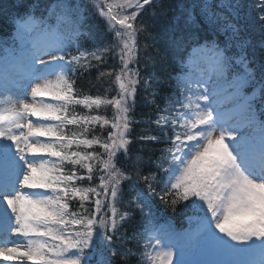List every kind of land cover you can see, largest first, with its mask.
<instances>
[{"label":"snow or ice","instance_id":"1","mask_svg":"<svg viewBox=\"0 0 264 264\" xmlns=\"http://www.w3.org/2000/svg\"><path fill=\"white\" fill-rule=\"evenodd\" d=\"M0 18L16 26L11 44L0 40L11 70L0 92L10 105L0 112V257L172 264L169 232L186 234L156 227L171 201L195 214L210 246L175 264H245L234 258L252 249L264 264V0H18ZM93 68L108 77L103 99L75 87ZM141 102L148 119L135 120ZM102 104L111 118L73 107ZM130 136L164 145L159 163L133 158Z\"/></svg>","mask_w":264,"mask_h":264},{"label":"trees","instance_id":"2","mask_svg":"<svg viewBox=\"0 0 264 264\" xmlns=\"http://www.w3.org/2000/svg\"><path fill=\"white\" fill-rule=\"evenodd\" d=\"M93 1V0H91ZM26 2V0H25ZM87 2V1H86ZM0 5H2L5 8V2L4 0H0ZM4 21L3 18H0V40H5L7 39V34L2 35V22ZM98 27V26H97ZM91 42L89 41V44ZM186 52V51H185ZM185 52L183 53V55L185 54ZM109 62H112L111 60H109ZM105 69L108 68L107 65L104 66ZM165 80H169L170 78L165 75L164 77ZM108 81V77H99V73L96 71L95 68L91 69L89 72H86L83 76H81L76 83V89L78 91V93H80L81 95H89L93 98H97L100 97L101 99L104 98L105 95V89H107L109 87V84L107 83ZM165 89L167 90V84H165ZM115 93H107L108 98H111ZM146 99H151L150 96H146ZM103 104L99 107V109H97L95 106L92 109H86L82 106L83 111L87 114V113H91V114H97V112H99L102 115H105L109 118H111V115H109L108 113L103 112L102 108H103ZM111 111V110H110ZM148 113H149V109L147 107L144 106L143 102H141V104L137 107L136 111H135V116L134 119L135 120H146L148 119ZM105 128H107V126H105ZM73 131L75 132H80V130L77 129H73ZM136 131H140V129L138 128H134L133 132ZM96 135H101V131L99 129V126H97ZM104 135H106V132L103 133ZM90 138V137H89ZM130 139L133 140V143L131 145H129V147L132 149L134 147H136L137 145L141 146L140 143H138L133 137H129ZM164 145H159L156 148H148L149 152L147 153V155H144V159L147 161L149 160V158L151 157V159L156 158L157 156L160 155V148H163ZM73 150H75V145H73ZM140 152L135 153L136 155H138Z\"/></svg>","mask_w":264,"mask_h":264},{"label":"rangeland","instance_id":"3","mask_svg":"<svg viewBox=\"0 0 264 264\" xmlns=\"http://www.w3.org/2000/svg\"><path fill=\"white\" fill-rule=\"evenodd\" d=\"M54 79V78H53ZM3 91V85H0V92ZM227 96L228 94H221L220 95V101H221V106L224 108V109H228V106H230V108L232 107L230 105V102L227 100ZM10 107L7 99L5 98L4 95H0V112H4L5 115H7V112H6V109ZM34 119V118H33ZM218 230H217V234H218ZM243 255V254H242ZM249 257V256H248ZM1 259H4L3 257H0ZM236 258V257H235ZM234 258V259H235ZM28 261V260H27ZM30 262V261H29ZM0 264H6L4 261Z\"/></svg>","mask_w":264,"mask_h":264},{"label":"bare ground","instance_id":"4","mask_svg":"<svg viewBox=\"0 0 264 264\" xmlns=\"http://www.w3.org/2000/svg\"><path fill=\"white\" fill-rule=\"evenodd\" d=\"M2 179H3V177L0 176V180H2ZM14 261L17 262V263H19V264H21V263L24 262V260H21V259H19V258H15Z\"/></svg>","mask_w":264,"mask_h":264}]
</instances>
